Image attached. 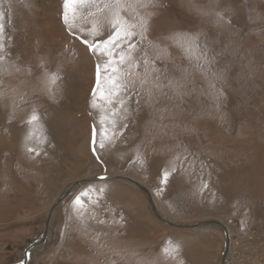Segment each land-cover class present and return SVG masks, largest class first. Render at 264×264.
<instances>
[{
    "label": "rangeland",
    "instance_id": "rangeland-1",
    "mask_svg": "<svg viewBox=\"0 0 264 264\" xmlns=\"http://www.w3.org/2000/svg\"><path fill=\"white\" fill-rule=\"evenodd\" d=\"M62 11L63 0H0V139L32 133L25 162L14 149L13 156L0 149V264L22 263L73 183L106 175L145 186L168 222L233 220L242 238L253 233L263 242L264 0H158L142 47L149 58L162 57L153 75L164 87L149 97L137 82L121 93L123 108L92 96L97 56L68 33ZM47 19L64 40L48 32ZM90 26L78 20L74 30L83 28L90 41L110 35L107 28L90 35ZM181 33L199 37L191 58L170 39ZM202 53L210 65L197 59ZM169 80L181 87L170 88ZM33 111L41 119L24 125ZM94 128L97 139L110 140L96 155ZM88 137L89 151L82 147ZM162 169H176L166 186ZM85 189L83 204H74ZM52 224L29 264H222L225 248L217 226L162 224L140 188L124 181L79 185Z\"/></svg>",
    "mask_w": 264,
    "mask_h": 264
},
{
    "label": "snow or ice",
    "instance_id": "snow-or-ice-1",
    "mask_svg": "<svg viewBox=\"0 0 264 264\" xmlns=\"http://www.w3.org/2000/svg\"><path fill=\"white\" fill-rule=\"evenodd\" d=\"M156 7H158V0H63L61 19L65 29L71 36L78 38L92 55L97 56L93 97L102 95V98L106 99L109 104L116 103L123 108L127 101L121 97V93L134 88L137 82L149 97L154 94V91L163 90L164 85L160 83V76L153 75L159 72V69L155 67V60L162 57L156 55L154 58H149L148 52L142 47L148 39L151 20L154 16L152 9ZM2 17L3 13H0V18ZM78 20L91 21L90 35H100L105 28L110 31V35L106 40L93 39L90 41L84 34L83 28L80 29L79 34L74 30ZM2 32L3 24H0V33ZM170 39L181 47L189 58H191L193 47H199L197 35L181 33ZM201 58L204 64H211L206 53L197 57L198 60ZM0 59L3 58L0 57ZM204 64L199 67L203 69ZM137 69H142V71L138 72ZM168 86L170 88L181 87L179 83H174L172 80H169ZM138 103L139 100H137ZM40 119L39 114L33 111L22 123L30 127ZM31 134L29 131L25 139ZM97 136L98 131L94 128L91 141L94 155L98 151L97 145L103 149L106 141L110 142L108 137L97 139ZM27 151L36 152L34 148H28ZM36 155L39 153L36 152ZM96 158L101 159L98 155ZM175 171L176 169H172L171 172L162 169L160 179L164 186L167 185L169 177ZM87 196L88 190H81L74 197L73 203L83 204L84 197ZM120 219L122 221L123 217ZM100 223L103 224L105 221L101 220ZM175 250L178 252V246H175ZM161 252L167 253V248H162ZM167 258L171 259V257Z\"/></svg>",
    "mask_w": 264,
    "mask_h": 264
},
{
    "label": "water",
    "instance_id": "water-1",
    "mask_svg": "<svg viewBox=\"0 0 264 264\" xmlns=\"http://www.w3.org/2000/svg\"><path fill=\"white\" fill-rule=\"evenodd\" d=\"M115 181H119V182H127L133 186H136L138 188H140V186L138 185V183H134L131 180H127L123 177H110V176H105L104 178H100L98 177L96 180H92V182L96 183V182H115ZM79 186V183L76 181L73 185H71V187L69 189H67V191L65 192V194H63L60 198L57 199V201L53 204V206L51 207V209L49 210L47 219H46V224H45V228L44 231L40 237V239L38 241H36L35 243L32 244L31 247H29L25 253H24V258L21 264H29L30 261L28 259V250L31 249L32 247L34 248L35 246H40L42 244L45 243V241L48 238V232H49V227H50V223H51V219H52V215L54 213V211L58 208V206L62 203V201L67 198V196L75 189ZM140 190L144 193V195L146 196L150 208L154 214V216L156 217V219L161 222L162 224L168 225L172 228H176L178 230H194V229H198V228H205V227H209V226H217L218 228H221L224 232V236H225V248H224V253L222 255V264H226L227 262V254L229 251V244H230V239H229V233L227 231V229L224 227V225L216 220H205L196 224H175V223H171L166 221L161 214L159 213V211L156 208L155 202L152 198V196H150L148 193H146L142 188H140Z\"/></svg>",
    "mask_w": 264,
    "mask_h": 264
},
{
    "label": "bare ground",
    "instance_id": "bare-ground-1",
    "mask_svg": "<svg viewBox=\"0 0 264 264\" xmlns=\"http://www.w3.org/2000/svg\"><path fill=\"white\" fill-rule=\"evenodd\" d=\"M55 2L57 1V0H54ZM45 25H46V27H47V30H48V32L51 34V35H53V37L55 36V37H58L59 39H61V40H64L65 39V37H64V35H63V31H61L60 30V28L58 27V25L56 24V22L55 21H52V20H50V19H47L46 20V22H45ZM13 127V126H12ZM4 130V129H3ZM13 130H14V128H13ZM30 130H25L24 129V132H19L18 134H17V132L14 130V136L12 137V139H9V138H4L3 136L1 137L2 139H0V149H2V148H5L6 149V151H7V153L9 154V155H12L13 156V152H12V149H14V151L16 152V155L17 156H19L21 159H19L20 161H24V159H25V152H23V150H24V146H25V142L29 139V138H27V139H25V137L28 135V132H29ZM37 137V136H36ZM87 139V138H86ZM36 140H37V138H36ZM35 140V141H36ZM90 139H89V137H88V142H86V140L84 141V143H83V145H82V147H83V149L85 150H87V151H89L88 149H89V141ZM29 141V140H28ZM33 141H34V138H33ZM81 148V147H80ZM83 152V151H82ZM11 153V154H10ZM86 153V152H85ZM86 155V154H85ZM87 155H89V153L87 152ZM88 157V156H87ZM88 159L90 160L91 159V157H90V155H89V157H88ZM25 162V161H24ZM106 176H110V177H123V178H125V179H127V180H131V181H133L134 183H138L137 181H135V180H133V179H131V178H129V176H115V175H106ZM98 177H89V178H84V179H81V180H78L77 182L79 183V185H81V184H84V183H89V182H92V180H96ZM102 178H104V177H102ZM53 179V178H52ZM98 183H100V182H98ZM74 184V183H73ZM72 184V185H73ZM138 185L140 186V188H142L146 193H148L150 196H151V194H150V192L148 191V189L145 187V186H143L142 184H140V183H138ZM71 187V186H70ZM58 198H60V196L58 197ZM56 211V210H55ZM54 211V212H55ZM53 215H54V213H53ZM53 215H52V217H53ZM211 220H213V219H211ZM218 222H220V221H218ZM223 222V221H222ZM222 222H220V223H222ZM223 225H224V227L227 229V231L229 232V241H230V244H229V251H228V254H227V257H226V259H227V262H226V264L228 263H230L231 262V260L230 259H232V257L230 256L231 255V251H232V249H233V247H232V245H233V240H232V227L230 226V225H228L229 223L228 222H223L222 223ZM52 226H53V224H52V219H51V223H50V227H49V234H48V237L50 236V234H51V232H52ZM22 233V232H21ZM47 240H48V238H47ZM46 240V241H47ZM46 241H45V243H46ZM45 243L44 244H42V245H40V246H35L34 248L32 247L31 249H29L28 250V259H29V261H31V259H32V255H33V253H36V252H38V250H41L43 247H44V245H45ZM231 264V263H230Z\"/></svg>",
    "mask_w": 264,
    "mask_h": 264
},
{
    "label": "crops",
    "instance_id": "crops-1",
    "mask_svg": "<svg viewBox=\"0 0 264 264\" xmlns=\"http://www.w3.org/2000/svg\"><path fill=\"white\" fill-rule=\"evenodd\" d=\"M237 204H239L240 205V202H238ZM240 207V206H239ZM240 209V208H239ZM255 213H257V211L255 212ZM255 213H254V215H255ZM217 219H219V218H217ZM220 222H222V221H220ZM223 223V222H222ZM243 230H241V229H239V227H238V229L236 228V234L238 235V236H240L241 237V235L242 234H244V232H242ZM245 236H246V234H245ZM245 236H244V238H245ZM51 237V236H50ZM50 237H48V239H50ZM64 239H65V237H64ZM263 242H261V241H259V240H257V238H255V236H254V239H253V241H251V242H245L243 245H242V247H243V250L240 248L239 250L237 249H235V251H234V257L235 256H237V254H243V255H245V256H243L244 258H246V259H251V260H253V261H255V262H260V261H264V255H263V249H264V245H262V244H264V240H262ZM47 242H49L48 240L46 241V243H45V245H44V247L47 245ZM260 242H261V244H260ZM262 246H263V249H262ZM44 247L41 249V250H43L44 249ZM41 250H39L38 252H40ZM58 253H59V251H57ZM58 253H56V255L57 256H52L51 257V261L52 262H56L55 260H56V258H59V254ZM242 256V255H241ZM38 257V256H37ZM39 264V263H38ZM59 264V263H58ZM61 264H63V262L61 263Z\"/></svg>",
    "mask_w": 264,
    "mask_h": 264
},
{
    "label": "built area",
    "instance_id": "built-area-1",
    "mask_svg": "<svg viewBox=\"0 0 264 264\" xmlns=\"http://www.w3.org/2000/svg\"><path fill=\"white\" fill-rule=\"evenodd\" d=\"M228 222H229L228 225H230L233 228V245H234V247H233V258H232V263L231 264H264V261L263 260L260 261V262L259 261L258 262H255V261H253L251 259L250 260L249 259H246V258L243 257V256H245L243 254H237V256L234 257V251H235V249L236 250L237 249L239 250L241 248L243 250L242 245L245 242L248 243V242L253 241L254 235H253V233H249V234H246L245 238H242V237H240V236H238L236 234V224L234 223V221L233 220H229Z\"/></svg>",
    "mask_w": 264,
    "mask_h": 264
}]
</instances>
